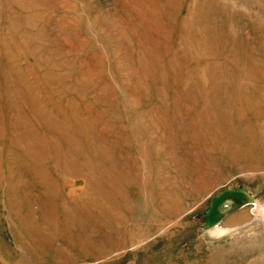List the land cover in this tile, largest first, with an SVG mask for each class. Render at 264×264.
<instances>
[{
  "label": "rangeland",
  "instance_id": "obj_1",
  "mask_svg": "<svg viewBox=\"0 0 264 264\" xmlns=\"http://www.w3.org/2000/svg\"><path fill=\"white\" fill-rule=\"evenodd\" d=\"M259 203L264 0H0V264H264Z\"/></svg>",
  "mask_w": 264,
  "mask_h": 264
},
{
  "label": "bare ground",
  "instance_id": "obj_2",
  "mask_svg": "<svg viewBox=\"0 0 264 264\" xmlns=\"http://www.w3.org/2000/svg\"><path fill=\"white\" fill-rule=\"evenodd\" d=\"M258 213H259V216H261L263 213H264V210L262 209L260 203L258 204ZM249 207H238L236 209H234L233 211H231L227 216H226V221H237V220H240L241 218L245 217L247 214L250 213V211H248ZM257 214V213H256ZM252 226V225H251ZM250 226V227H251Z\"/></svg>",
  "mask_w": 264,
  "mask_h": 264
}]
</instances>
